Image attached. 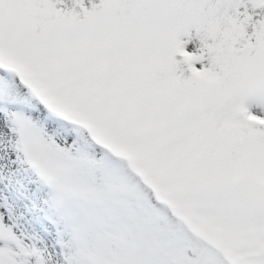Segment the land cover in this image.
Instances as JSON below:
<instances>
[{"label": "snow or ice", "instance_id": "1", "mask_svg": "<svg viewBox=\"0 0 264 264\" xmlns=\"http://www.w3.org/2000/svg\"><path fill=\"white\" fill-rule=\"evenodd\" d=\"M0 264H264V0H0Z\"/></svg>", "mask_w": 264, "mask_h": 264}]
</instances>
